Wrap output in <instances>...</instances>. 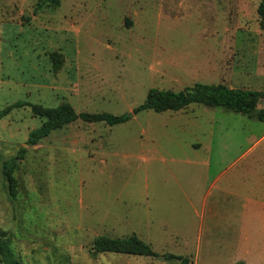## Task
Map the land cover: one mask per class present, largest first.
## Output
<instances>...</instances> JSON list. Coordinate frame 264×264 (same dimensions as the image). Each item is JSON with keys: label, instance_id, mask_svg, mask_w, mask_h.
I'll return each instance as SVG.
<instances>
[{"label": "rangeland", "instance_id": "rangeland-1", "mask_svg": "<svg viewBox=\"0 0 264 264\" xmlns=\"http://www.w3.org/2000/svg\"><path fill=\"white\" fill-rule=\"evenodd\" d=\"M260 1L0 0V229L17 264H180L164 256L195 253L202 206L185 194L203 195L264 142L263 122L193 104L115 126L79 118L29 146L44 121L32 106L121 116L151 89L262 91ZM14 160L12 194L4 166ZM132 235L158 257L94 254L97 237Z\"/></svg>", "mask_w": 264, "mask_h": 264}, {"label": "crops", "instance_id": "crops-1", "mask_svg": "<svg viewBox=\"0 0 264 264\" xmlns=\"http://www.w3.org/2000/svg\"><path fill=\"white\" fill-rule=\"evenodd\" d=\"M201 194H185L194 212L202 206L191 264H264V142L222 168Z\"/></svg>", "mask_w": 264, "mask_h": 264}, {"label": "trees", "instance_id": "trees-1", "mask_svg": "<svg viewBox=\"0 0 264 264\" xmlns=\"http://www.w3.org/2000/svg\"><path fill=\"white\" fill-rule=\"evenodd\" d=\"M60 4L61 0H44V5L52 9L59 7ZM258 14L260 17V26L264 30V0L260 1ZM61 58L62 54L60 53L51 54V59L55 66L60 64L62 61ZM262 101H264V90L237 89L229 88L225 84L199 83L180 92L151 89L142 105L134 109L131 114L121 116H114L108 113L77 114L74 107L68 102L61 103L57 108L33 105V115L44 121L39 128L30 133L27 144L29 146H37L54 131L63 129L79 118L88 123L103 122L109 126H115L128 122L132 118V115H136L142 111L151 110L157 113L167 111L177 112L193 104H200L211 108L222 107L264 123V108L257 110ZM23 106H26V104L18 103L5 109L2 115L10 113L12 108ZM17 165V160H14L4 166V177L9 184L12 194L16 187V179L13 173ZM93 251L95 255L102 252H112L134 256L158 257V254L154 252L151 246L136 235L125 238L97 237L94 240ZM164 257L166 259H179L181 260L180 264H191L189 257L175 255H165ZM0 259L5 264H17L9 239L7 238L6 232L2 229H0ZM236 264L245 263L238 262Z\"/></svg>", "mask_w": 264, "mask_h": 264}]
</instances>
